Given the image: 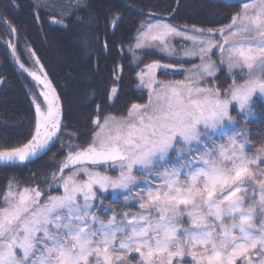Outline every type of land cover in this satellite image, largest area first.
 <instances>
[{"label": "snow or ice", "instance_id": "obj_1", "mask_svg": "<svg viewBox=\"0 0 264 264\" xmlns=\"http://www.w3.org/2000/svg\"><path fill=\"white\" fill-rule=\"evenodd\" d=\"M80 2L46 0L34 7L53 11L50 22L67 26ZM120 19L122 13L115 12L110 26ZM0 22L16 34L10 21L0 16ZM174 38L182 41L179 50ZM6 43L19 62L16 46ZM82 44L106 52L109 39L96 35ZM152 48L199 63H138L136 78L148 90L145 103H132L126 116L103 115L97 105L90 140L77 144L76 134H68L52 183L44 181L47 189L9 181L0 195V264H131L130 254H138L136 264H264V144L249 155L248 129L231 114L236 106L247 124L255 119L254 97L264 99V0H240L230 22L217 28L150 18L136 29L129 51L139 59L137 52ZM161 69L184 78L158 79ZM222 70L230 74L226 87L216 82ZM122 71L117 64V80ZM29 74L47 91L40 93L43 103L33 97L31 138L0 147L5 165L47 153L67 127L43 65ZM117 96L118 88L111 87L109 101ZM59 188L61 195L48 194ZM109 190L129 193L124 201L136 202L139 210L105 206L101 197ZM97 208L111 215L104 220Z\"/></svg>", "mask_w": 264, "mask_h": 264}, {"label": "trees", "instance_id": "obj_2", "mask_svg": "<svg viewBox=\"0 0 264 264\" xmlns=\"http://www.w3.org/2000/svg\"><path fill=\"white\" fill-rule=\"evenodd\" d=\"M45 2L0 0V16L17 29L16 34H10L8 27L0 22V147L27 142L35 126L31 96L33 80L14 62L7 41L16 46V56L25 69L30 70L25 57L35 52V60L39 58L46 79L58 95L62 121L67 127L61 129L60 139L44 156L24 165L0 166V195L9 181L19 182L21 186L39 184L47 189L48 184L44 181L47 178L52 183L50 175L66 154L61 144L68 143V134H76L78 138L73 139L77 144L90 140L95 130L91 121L97 105L101 106L103 115L125 116L132 103L146 102L147 93L138 88L137 67L125 52L136 29L150 17L144 13L169 16L178 4L175 14L167 21L178 26L217 28L228 24L232 14L240 8V4L220 0H81L79 8L64 26L50 22L53 11L34 7V4ZM65 2L58 0L61 4ZM13 3L19 7H11ZM115 12L122 13V19L113 29L109 21ZM96 35L101 38L107 35L109 48L106 52L98 51L95 44L89 49L83 46L85 38ZM152 60L160 61L161 58L151 52L144 54L143 63ZM180 63L189 67L194 61ZM117 64L123 69L122 73H116L120 76L118 80L113 75ZM217 75L216 82L222 87L230 83L224 70ZM113 86L118 88V96L109 101L108 93ZM253 111L255 119L247 124V135L250 146L257 148L264 144V103L258 98H254Z\"/></svg>", "mask_w": 264, "mask_h": 264}, {"label": "rangeland", "instance_id": "obj_3", "mask_svg": "<svg viewBox=\"0 0 264 264\" xmlns=\"http://www.w3.org/2000/svg\"><path fill=\"white\" fill-rule=\"evenodd\" d=\"M150 18L153 21L161 20L162 22L173 24V23H171V22H169L167 20L156 19V18H152V17H148L144 22L148 21ZM173 25H175V24H173ZM129 43L125 47V52L131 57L132 63L135 65V67H137V71H139V67H143V64H147V63H143L144 54L147 53V52L154 53L159 58H161V60L159 61L161 64H174V65L179 66V62H184V61H194L193 64L199 63L198 59H190V58H187V57L184 58L183 61H178L177 58L169 57L167 53H165L163 51H160L157 48H152V49H147V50L142 51V52H137L136 56L139 59H134L133 53L129 51ZM181 43H182V41L179 38H174V39L171 40V44L173 46H175L177 48V50L180 49ZM187 44L190 45V42H187ZM25 58H28L26 60V62H29V66H30L29 72L30 71H37L39 73L40 72V65L36 63V60H35L34 56L31 55V56H27ZM216 58H217L216 56H213V59H216ZM141 60H142V63H140ZM152 61H154V60H152ZM151 62H149V63H151ZM138 63H139V67L137 66ZM189 67H191V66H189ZM189 67H184V68H189ZM224 71L226 72L227 75H230L226 70H224ZM168 73L169 74H165L164 70H162V69L161 70H157V78L161 79V80H181V79L184 78V74L182 72L173 73L172 70H168ZM172 75L173 76L180 75V76L175 77V78H164L163 77V76H172ZM230 83H231V79H230ZM32 84H33L32 90H31L32 98L35 96L37 102L43 103V96L40 93H41V91H47V89H44L43 85L42 84H38V82L36 80H33ZM138 88L144 90L147 93V98H148V90L146 88H143V87L139 86V80H138ZM259 96H260V94H257L256 97H254V98H257ZM258 99L264 103V99H262V98H258ZM231 110H233V112L231 111V114L239 121L240 126H242V127H246L247 128V124L254 120V119H252L250 122L245 124V121L248 118L238 115V108L236 106H234ZM253 113H254V111H253ZM255 149L256 148H252L250 146V144L246 147V151L248 152L249 155L253 154L255 152ZM101 170H103V169H101ZM108 174L115 176V175L118 174V170L117 171L109 170ZM134 174L143 178V174L140 173V172H134ZM181 179H183V177H181ZM21 187H23V186H21ZM143 187H144V185L140 184V188H143ZM137 190H138L137 188H133L132 191L134 193ZM62 192H63V189L59 188V190L51 191L48 194L49 195H61ZM125 195H130V194L127 193V192H123V194H120L118 192H113L112 190H109L108 192L104 193V195L101 197V199L103 200V203H104L105 206H107V207H109V208H111V209H113V210H115L117 212L129 211V210L130 211H138L139 208H138V204L136 202H134L132 200H129L127 202L124 201V196ZM97 204H99V201H97ZM94 211H97L98 215L104 220H107L108 219V215H111L110 212L108 213V215H105V213L103 211H101L99 208L94 209ZM129 258H130L131 264H136V261L138 259V254H130Z\"/></svg>", "mask_w": 264, "mask_h": 264}, {"label": "water", "instance_id": "obj_4", "mask_svg": "<svg viewBox=\"0 0 264 264\" xmlns=\"http://www.w3.org/2000/svg\"><path fill=\"white\" fill-rule=\"evenodd\" d=\"M220 1H224V2H227V3L240 4V0H220ZM177 8H178V4H177V6L175 7L173 13H171L169 16H164V17H162V16H158V15H154V14H152L151 16L154 17V18H156V19L169 20V19H171V18L173 17V15L175 14ZM144 14L147 15V16H150L149 14H151V13H144ZM11 53H12V50H11ZM12 56H13V54H12ZM13 59H14L15 63L17 64V66L20 68V66H19L20 63L17 62L16 57L13 56ZM20 70L23 71L25 74H27L32 80H35V79L29 74V71H25V69H22V68H20ZM55 94H56V96L58 97L56 91H55ZM58 103H59V105H60V107H61V104H60L59 98H58ZM33 105H34V108H35V103H33ZM61 110H62V108H61ZM35 122H36V110H35ZM34 128H35V126H34ZM55 142H56V141H55ZM53 145H54V144H53ZM51 148H52V147H51ZM45 154H46V153H45ZM45 154H41V155H39L38 157L33 158V159L30 160V161H26V162H22V163H17V164H14V165H5V164L0 163V166H18V165H24V164H27V163H30V162H32V161L37 160L38 158L44 156Z\"/></svg>", "mask_w": 264, "mask_h": 264}, {"label": "flooded vegetation", "instance_id": "obj_5", "mask_svg": "<svg viewBox=\"0 0 264 264\" xmlns=\"http://www.w3.org/2000/svg\"><path fill=\"white\" fill-rule=\"evenodd\" d=\"M15 62V61H14Z\"/></svg>", "mask_w": 264, "mask_h": 264}]
</instances>
